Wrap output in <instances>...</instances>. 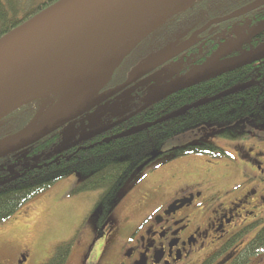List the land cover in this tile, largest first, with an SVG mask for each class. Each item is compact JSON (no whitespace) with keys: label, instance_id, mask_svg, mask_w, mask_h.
Instances as JSON below:
<instances>
[{"label":"trees","instance_id":"1","mask_svg":"<svg viewBox=\"0 0 264 264\" xmlns=\"http://www.w3.org/2000/svg\"><path fill=\"white\" fill-rule=\"evenodd\" d=\"M61 1L0 0V41ZM209 1L196 0L165 23L116 68L101 91L127 80L125 73L127 70L131 71L130 78L135 77V68L154 60L174 43L181 44L185 38L183 35L193 25L190 21L196 19V26H198L208 16L230 12L251 0H214L217 3L214 7L209 6ZM262 7L264 8V5L260 8ZM260 13L264 14V9L256 10L254 15L257 16ZM256 25L259 31V25ZM223 47L220 46L215 54H219ZM232 51L236 49L233 48ZM244 85L247 86L240 91L193 108L166 122L157 123L184 107L192 106L204 99H212L232 88ZM145 92L146 89L142 91V93ZM61 98V93L51 94L49 99L39 98L2 118L0 141L20 135L34 126L42 125L45 115L60 102ZM137 103H131L127 108L122 109L121 113L109 112L103 115L99 121L103 119L112 121L109 129L104 133L92 132L83 139H77L68 146L57 149L50 158L35 160L32 165L19 168L16 174L1 170L0 223L8 221L27 201L47 191L58 182L75 174H81L83 180L72 194L100 192L96 204L98 215L95 225L98 236L103 235L105 227L118 207L121 190L137 173L154 161L160 160L167 163L192 155H208L214 158L226 156L220 147L207 142L176 148L158 155L154 152L167 140L187 129L204 127V124L211 122L235 121L264 114V63L259 61L250 64L234 72L182 89L160 100L154 101L152 98V101L144 105L140 104L141 102L139 105ZM149 124L155 125L135 134L120 137L132 129ZM60 132L61 130H58L37 143L28 152L45 147L46 140L59 136ZM223 135L231 140H237L240 137L229 132ZM16 156L17 154L4 159H14ZM71 248L72 242L59 245L54 257L47 264H60L67 258Z\"/></svg>","mask_w":264,"mask_h":264},{"label":"flooded vegetation","instance_id":"2","mask_svg":"<svg viewBox=\"0 0 264 264\" xmlns=\"http://www.w3.org/2000/svg\"><path fill=\"white\" fill-rule=\"evenodd\" d=\"M258 1L260 0H251L230 12L208 16L198 26L196 19L190 21L193 25L183 35V42L174 43L178 44L172 50L175 53L171 57L175 58L165 65L172 62L185 64L176 69L172 76L153 85H174L197 74L221 54L224 57L215 66L262 51L264 14L255 16L254 12L264 9L260 8L264 4L241 17L218 22ZM208 4L211 7L217 5L214 0H210ZM255 24L259 25V31ZM206 27L208 28L200 36L193 38ZM220 46H224V49L216 55ZM169 48L152 61L168 54L169 51L166 52ZM233 48L236 51H232ZM260 62L264 63V60ZM148 63L135 68L136 76L133 78H130V70L125 71L128 78L126 81L114 87L109 86L97 96L139 77L135 84L126 89L128 90L165 66L140 75L139 70ZM144 89L146 88L141 87L135 92L130 104L143 101L146 95V92L142 93ZM119 95L109 101H115ZM220 149L226 156L214 158L215 160L207 158L208 169H211V173L217 171L218 178L205 174L196 182L183 181L168 193L163 191L166 187H152L153 196L145 197V201L151 205L146 206L147 212L143 218L118 220L119 217L114 218L115 210L104 234L98 236L96 232L95 242L88 250L94 233L91 235L86 232L88 239L85 237L83 244L80 239L85 233H82L84 226L81 224L79 230L74 232L77 238L72 243L71 251L60 264H73L72 250L77 241V252L81 251L80 248H86L81 264H264V147H247L236 143L234 157L223 147ZM227 158L231 160L223 163L216 161ZM145 184L133 186L127 198L130 200ZM28 261L29 254L22 251L12 264H27Z\"/></svg>","mask_w":264,"mask_h":264},{"label":"water","instance_id":"3","mask_svg":"<svg viewBox=\"0 0 264 264\" xmlns=\"http://www.w3.org/2000/svg\"><path fill=\"white\" fill-rule=\"evenodd\" d=\"M195 1L62 0L0 41V120L39 98L49 99L51 94L61 93L57 89L79 72L112 68L105 83L96 93L90 95L88 105L82 103L79 109L55 121L34 126L20 135L0 141V160L28 152L35 144L135 84L139 77L97 96L116 68L133 51ZM262 4L264 0L218 22L241 17ZM208 27L196 33L193 38L200 36ZM177 47L178 44L172 45L166 53ZM223 57L224 54H221L197 74L168 87L154 101L264 60V49L237 61L215 66ZM173 58L175 57L170 56L162 61H151L156 63L150 68L161 67ZM246 86H238L212 99L198 101L162 118L157 123L181 116L193 108L240 91ZM153 125L132 129L120 137L135 134ZM108 129L96 134L104 133Z\"/></svg>","mask_w":264,"mask_h":264},{"label":"rangeland","instance_id":"4","mask_svg":"<svg viewBox=\"0 0 264 264\" xmlns=\"http://www.w3.org/2000/svg\"><path fill=\"white\" fill-rule=\"evenodd\" d=\"M174 53L175 51H169L168 54L157 60L162 61L172 56ZM154 63L149 62V65L139 70L140 75H144L146 72L151 71L152 68H150V66H153ZM183 64H185V62H172L163 66L154 74L145 77L136 86L119 95L115 101H108L86 113L80 119L67 124L61 129L59 136L49 138V141L46 140L47 144L45 147L36 151L24 153L14 159L7 158L1 160L0 171L5 170L10 174H16L19 168H26L32 165L35 160L50 158L57 149L64 148L77 139H83L92 132L98 133L99 131L109 128V125L112 123L111 119L99 121L103 115L109 112L116 114L121 113L122 109L130 105V99L141 87L146 88V95L143 101H140V104L143 103L144 105L152 98L158 97L165 89L173 84H164L160 86L153 84L164 81L167 77L172 76L175 70L179 69ZM78 82L79 78L74 76V78L64 83L60 89H57L61 92V97H63L62 100ZM90 98L91 96L87 100L84 97L72 100L64 110L58 108L60 104L58 103L53 110L45 115L43 123L47 124L48 122L55 121L79 109L82 103L88 105L91 100ZM137 104L139 105V102ZM204 125V127H194L193 129H187L175 135L157 149L154 154L158 155L162 152L189 145H196L202 142L223 147L232 156L236 143H240L247 147L256 145L264 147V114L253 115L235 121L211 122ZM225 132L237 134L240 135V137L237 140H231L222 135ZM192 156L167 163L156 160L143 171L137 173L131 182L121 190L119 194V206L116 209L114 218L119 217L118 220L122 218L126 220L136 217V219L143 218L147 212L146 206L149 207L151 205L150 202L145 201V197L153 196L152 187H166L163 191L168 193L173 188L181 185L183 181L191 180V182H196L204 177L205 174L206 176L209 175V177L218 178V172L213 171L211 173V169L207 167V158L209 160H215L214 157L208 155ZM226 160H231V158L216 161H222L221 163H223ZM82 180L83 175L75 174L66 180L58 182L47 191L27 201L8 221L0 223V264H12L22 251H26L27 254H29V261L27 264H47L51 257L54 256L56 248L59 245L66 242L73 243L75 241L77 237L75 238L74 232L79 230L81 224L84 226L82 233H85L80 239L83 241V244L85 242V237L88 239L86 232L91 235L94 233V239L92 241L91 238L92 243L89 244L87 250L91 247L95 242L97 232L95 226L98 215L96 204L100 192L94 191L90 193L72 194V191ZM141 183L146 184L129 200L127 197L130 187L137 186V184ZM76 243L75 248L73 247L72 250V257L74 258L72 261H74L73 264H81V262L84 261L86 248H80L81 251L77 252L79 241ZM80 246L82 245L80 244Z\"/></svg>","mask_w":264,"mask_h":264},{"label":"bare ground","instance_id":"5","mask_svg":"<svg viewBox=\"0 0 264 264\" xmlns=\"http://www.w3.org/2000/svg\"><path fill=\"white\" fill-rule=\"evenodd\" d=\"M111 71L112 68L99 71L89 70L79 72L78 75H75L76 78H79V82L76 86L72 87L68 95L60 102L58 108L64 110L72 100L79 99L80 97H84L87 100L90 95L98 91L100 86H102L110 75Z\"/></svg>","mask_w":264,"mask_h":264},{"label":"crops","instance_id":"6","mask_svg":"<svg viewBox=\"0 0 264 264\" xmlns=\"http://www.w3.org/2000/svg\"><path fill=\"white\" fill-rule=\"evenodd\" d=\"M75 178V177H74Z\"/></svg>","mask_w":264,"mask_h":264}]
</instances>
